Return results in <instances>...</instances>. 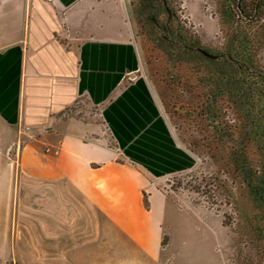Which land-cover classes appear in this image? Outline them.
<instances>
[{"label": "crops", "instance_id": "crops-1", "mask_svg": "<svg viewBox=\"0 0 264 264\" xmlns=\"http://www.w3.org/2000/svg\"><path fill=\"white\" fill-rule=\"evenodd\" d=\"M125 7L0 0V264L170 261L162 240L176 210L152 179L193 159L141 76ZM77 104L89 108L80 118L66 113Z\"/></svg>", "mask_w": 264, "mask_h": 264}, {"label": "rangeland", "instance_id": "rangeland-1", "mask_svg": "<svg viewBox=\"0 0 264 264\" xmlns=\"http://www.w3.org/2000/svg\"><path fill=\"white\" fill-rule=\"evenodd\" d=\"M162 1L208 49L223 43L220 17L233 16L232 10L227 12L226 0H123L129 7L128 18L132 41L140 56L141 76L150 86L176 142L185 148L189 132L179 120L178 106L173 105L177 91L170 78V50L161 38L160 28L152 21L155 14L162 19L159 10ZM257 18L264 24V8ZM258 62L264 67V48L260 50ZM86 106L73 105L66 113L80 118L89 110ZM103 128L100 123L103 140L113 147L112 138ZM193 157L195 165L191 170L152 179L153 185L167 196L176 210V213H167L164 223L162 244L167 246L170 255L167 264H194L195 261L211 264L217 256L227 258L228 264H264V221L255 214L248 191L237 184L234 186L220 173L216 174L217 179L207 178L210 173H216V168L203 156ZM224 185L231 189L234 186L231 195L224 192ZM217 223H222L226 230L219 231L215 227ZM197 240L201 241L195 243ZM29 263L26 259L25 262L10 261V264Z\"/></svg>", "mask_w": 264, "mask_h": 264}, {"label": "trees", "instance_id": "trees-1", "mask_svg": "<svg viewBox=\"0 0 264 264\" xmlns=\"http://www.w3.org/2000/svg\"><path fill=\"white\" fill-rule=\"evenodd\" d=\"M160 5L163 17L155 14L152 21L169 47L170 78L177 91L173 105L189 132L181 147L192 159L203 156L213 164L216 173L207 178L217 179L220 173L245 188L264 221V67L258 62L264 24L258 18L221 16L223 43L208 49L168 12L165 1ZM233 188L224 185L223 190L231 195Z\"/></svg>", "mask_w": 264, "mask_h": 264}, {"label": "flooded vegetation", "instance_id": "flooded-vegetation-1", "mask_svg": "<svg viewBox=\"0 0 264 264\" xmlns=\"http://www.w3.org/2000/svg\"><path fill=\"white\" fill-rule=\"evenodd\" d=\"M226 6L227 9H229L227 10L228 13H231L232 10L233 17L257 18V16L260 15V12L264 8V0L256 1L255 4L252 2V0H226ZM160 8L159 10L164 13ZM168 12L172 13L171 11Z\"/></svg>", "mask_w": 264, "mask_h": 264}, {"label": "built area", "instance_id": "built-area-1", "mask_svg": "<svg viewBox=\"0 0 264 264\" xmlns=\"http://www.w3.org/2000/svg\"><path fill=\"white\" fill-rule=\"evenodd\" d=\"M44 154H52V155H57V154H59V151L58 150H56V149H50V148H46L45 150H44Z\"/></svg>", "mask_w": 264, "mask_h": 264}, {"label": "water", "instance_id": "water-1", "mask_svg": "<svg viewBox=\"0 0 264 264\" xmlns=\"http://www.w3.org/2000/svg\"><path fill=\"white\" fill-rule=\"evenodd\" d=\"M125 8H126V12H127L128 17H130L129 7L126 5Z\"/></svg>", "mask_w": 264, "mask_h": 264}]
</instances>
